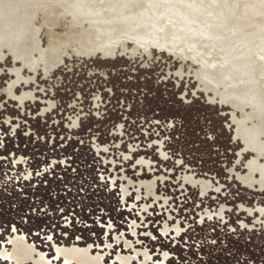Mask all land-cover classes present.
<instances>
[{
    "label": "rangeland",
    "instance_id": "rangeland-1",
    "mask_svg": "<svg viewBox=\"0 0 264 264\" xmlns=\"http://www.w3.org/2000/svg\"><path fill=\"white\" fill-rule=\"evenodd\" d=\"M90 1L38 0L20 20L27 5L0 0V30L19 34L0 48V264H14L15 235L52 264L72 246L102 264L135 249L127 264H264V72L247 70L264 66V0ZM145 9L187 33L134 40L104 28ZM96 25L90 50L71 43L55 67L30 71L36 98L7 94L12 82L29 90L12 75L17 51L40 58L52 32ZM244 75L261 97L246 96Z\"/></svg>",
    "mask_w": 264,
    "mask_h": 264
},
{
    "label": "bare ground",
    "instance_id": "bare-ground-1",
    "mask_svg": "<svg viewBox=\"0 0 264 264\" xmlns=\"http://www.w3.org/2000/svg\"><path fill=\"white\" fill-rule=\"evenodd\" d=\"M17 3L21 4H26L27 8L25 11H21L18 9V16H20L18 19L20 20H26L28 16L33 15L32 17L35 18V14L37 13V2L38 0H15ZM53 2V5L55 6L56 10L60 8V3L64 2L66 0H50ZM94 7L97 9L100 8H109L110 3L106 2L105 0H92L90 1ZM108 3V4H107ZM108 6H107V5ZM1 8H8L7 5L0 4ZM86 9V8H85ZM87 10V9H86ZM85 11V10H83ZM88 11V10H87ZM152 9L150 10H142L132 16H129V14H123L121 13L119 15L120 18L117 20L107 22V26L104 27L106 30L110 32V36L114 38H118L120 36H124L130 39L137 40L140 38L145 39V37H150V38H167V39H173V40H181L182 36L186 30L182 28L181 24H177L181 26V28L178 26H172L169 24H162L159 22L154 21L151 17ZM53 14V12H52ZM162 13H159L161 16ZM227 14V13H226ZM230 14V13H229ZM38 16V14H37ZM131 18V19H129ZM161 19L165 21H169L171 18L168 16L164 15L160 17ZM220 22V21H219ZM100 25H102V21H98ZM103 26V25H102ZM97 25L94 26V28H87L86 30L81 31H76V33L73 35L70 34L69 37L62 38L60 35L53 33L52 32V39H51V49L54 51H46L40 58H31V59H24L21 52L17 51L16 57L17 61L14 60V67L15 70L12 75V80H15L14 77L16 78L15 82H18L20 84H25V87L29 86V81L27 80V77L31 75L30 71L36 72L39 69L42 70H48L51 67H55L59 62L63 60V57H65L66 53L71 51L69 49H66L69 45H72L71 43H75L77 46L78 44L81 45V48L90 50L89 43L93 40V44H95L96 38L98 36L96 35V29ZM246 28V27H245ZM12 30L15 31V28H12ZM106 30H103L102 34L105 36L104 33H106ZM234 32V31H233ZM232 33V32H231ZM32 32L27 30L24 35L27 36V39H29L28 35L31 36ZM230 34V33H229ZM231 36V35H230ZM261 36V35H260ZM9 38V31L8 30H0V48L1 44H3L4 41H6V38ZM19 37V34L16 36L13 34V36L9 39H16ZM229 37V36H228ZM141 39V40H142ZM147 39V38H146ZM186 39V38H185ZM235 39V38H234ZM245 41V40H244ZM223 46H225L227 49H230V40L228 38L224 39V41L221 42ZM254 43V42H253ZM12 44V43H10ZM257 44V43H256ZM216 46H219V43H215ZM74 46V45H72ZM233 46V45H232ZM223 48V47H222ZM233 49V48H232ZM255 49V48H254ZM77 50H80L79 47H77ZM253 50V49H252ZM32 53V51L30 52ZM259 52L253 50L251 54V58L255 60L257 58ZM236 54V53H235ZM247 56V55H246ZM240 57V56H239ZM241 58V57H240ZM247 60V59H246ZM252 60V59H251ZM65 61V60H64ZM249 61V60H248ZM257 61V60H256ZM255 63L254 61H252ZM23 64V67H27L29 72H24L22 71V67L19 65ZM248 65V63H247ZM246 65V66H247ZM1 69V68H0ZM247 70L252 74L255 75L257 72H264V66L262 71H257L254 67L252 68H247ZM6 74L7 71H5ZM10 72V71H9ZM240 74V71H238V75ZM28 75V76H27ZM244 81L246 85L244 86L243 91L246 94V96L249 97V95H253L257 98L261 97L263 94V89L262 88H257L254 87L252 84L255 83L256 79H253L251 81L249 79L248 75H244L241 79V81ZM32 83V82H31ZM250 83V85H248ZM27 85V86H26ZM257 86H260V82L257 83ZM13 87H15V84L10 83L8 89L6 90L7 94L13 95L20 103H23V101L26 100V98H31L34 99L38 94H34L35 92L32 91L31 85L29 86V90L23 89L22 95L16 94L15 90H13ZM17 88V86H16ZM17 90V89H16ZM217 93H219L216 90ZM223 98H232L234 96L233 92H227L225 94H221ZM233 100V99H231ZM245 104V103H244ZM261 110L264 113V106L261 107ZM255 121V120H254ZM256 128V127H255ZM254 128V129H255ZM260 132V133H259ZM258 136L264 134V128L261 130H258ZM257 139V138H256ZM13 242V253L10 255V258H13L14 264H26L30 261H33L34 264H52L50 260L42 253L34 254L35 248L27 242V240L24 238V236L21 235H15V238L12 239ZM129 242H126V247L129 245ZM138 253V250L135 249V254L134 256H124L120 255L118 257L119 261H124L123 264H127V261H132L131 259L135 257ZM56 254L57 256L61 257L63 264H102L103 260V255L100 253H95L93 254L91 251V248L87 247H80V246H72V247H57L56 248ZM143 257L144 259L148 258V255L146 252H143ZM126 261V262H125ZM139 261H141L139 259ZM145 261V260H144ZM31 263V264H33Z\"/></svg>",
    "mask_w": 264,
    "mask_h": 264
},
{
    "label": "snow or ice",
    "instance_id": "snow-or-ice-1",
    "mask_svg": "<svg viewBox=\"0 0 264 264\" xmlns=\"http://www.w3.org/2000/svg\"><path fill=\"white\" fill-rule=\"evenodd\" d=\"M213 243H215V241H213Z\"/></svg>",
    "mask_w": 264,
    "mask_h": 264
}]
</instances>
